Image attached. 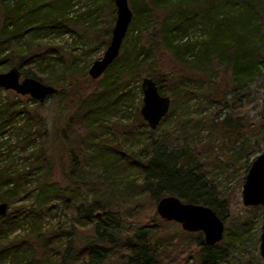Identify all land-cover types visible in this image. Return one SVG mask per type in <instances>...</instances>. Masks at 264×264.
Instances as JSON below:
<instances>
[{"label":"trees","instance_id":"1","mask_svg":"<svg viewBox=\"0 0 264 264\" xmlns=\"http://www.w3.org/2000/svg\"><path fill=\"white\" fill-rule=\"evenodd\" d=\"M130 4L133 19L129 29L133 30L139 23L141 32H148L149 37L148 33L143 37H125L127 40L119 56L102 75L105 76L94 80L89 72L84 71L86 69L82 72L76 65L64 61L58 48L44 42L47 32H60L62 25L76 26L68 17L70 0H0V72L18 66L24 76L52 83L42 74L40 67L58 53V60L63 61L64 80L53 82L59 89V93L51 97L59 111L55 121L60 122L63 116L66 128L70 126L71 119L78 121L84 134L81 141L77 138L68 142L61 138L62 148L56 159V154H48L44 147L49 126L44 105L0 87V201L13 205L22 192H28L27 185L32 176H39L40 181L35 198L38 206L27 213L37 225L32 226V233H36L39 247L23 236L12 235L18 213L8 212L0 217V264H63L64 261L56 260L55 256L61 254L60 250L66 253L73 247L70 240H62L71 231L56 225L43 230L39 224L40 215L48 212L49 203L58 194L70 199L81 188L85 190L91 186L89 182L95 177L103 179L104 184L120 186L127 203L128 196L129 202L135 201L137 196H146L148 208L140 215H134L131 222L116 213L123 224L111 228L107 225L108 220L103 218L107 212L103 210L113 207L109 195L100 191L97 202L74 205V213L80 219L78 223L91 226L94 231L85 249L76 256V261L80 255L89 253L86 263L101 264L106 259L104 250L116 245V242L119 246L120 238H124L127 264H154L148 250L154 246L155 235L161 234L159 227L168 223L155 208L166 195L210 206L218 215H223L226 222L237 220L236 230H228L230 245L237 242L233 239L237 232L246 239L251 238L248 224L253 221L255 212L262 211V207L242 206L230 214L229 194L215 184V175L210 169L211 166H240L247 174L253 161L245 152L249 143L246 137L258 139L264 117L259 122L246 123L238 110L249 90L251 93L254 89L258 90L256 81L264 74V49L262 53L258 48L260 40L264 41V0H130ZM97 6L103 7V4ZM104 6V14L110 23V37L116 6L114 0H105ZM197 28H200L201 34L195 33ZM109 37H103L104 44L108 43ZM162 53L173 57L169 58L168 70H163L161 66L164 62L160 57ZM146 76L158 82L161 92L166 91L165 83L175 82L176 85L167 92L174 97V94L180 93L183 104L187 103L192 92H196L208 101L222 103L219 107L221 111L226 109L231 112H227L222 119L211 108L187 112L190 114L177 119L181 135L175 133L176 129L170 133L171 142L173 137L176 140L171 145L173 150L163 144L152 146L155 131L144 122L139 108L132 118L126 113L128 109H122V104L127 105L130 98L128 91L123 89L131 80L142 82ZM2 91L6 94L2 95ZM31 103L38 105L32 107ZM204 110H209V115L202 117ZM69 111L71 114L75 112L78 118L70 117ZM125 118L131 119L135 126L141 123L147 133L135 134L123 128L127 131L120 134L117 127L112 133L110 127L119 126ZM123 124L127 126L131 123ZM34 129L37 135L33 133ZM55 130L58 131L57 128ZM11 131L16 134L22 150L26 151L24 158L28 161V168H16L11 151L4 153L10 145L9 138L13 136ZM110 133L113 138L107 141L105 138ZM116 135L123 137L125 143H119ZM181 136L188 140V144L178 139ZM136 140L144 143L141 149L135 148ZM216 142L218 145H215ZM77 143L86 145L83 151L74 153ZM214 153L215 159L221 157L222 161L216 165L213 161L207 163L205 160L209 161ZM55 161L63 169L66 163L71 166L72 174L66 178L68 184L65 189H61L55 178ZM120 161L125 163V169L132 170L123 181L115 168ZM206 166H209L208 172ZM24 209L21 207L20 210ZM98 211L102 212L101 217H98ZM153 219H160L161 225L151 227ZM179 234L186 238L172 235V239L177 237L172 251L179 245L187 251L190 240L196 236L197 246L192 249L189 260L193 253L200 250V264H218L216 246L207 245L202 232H187L181 227ZM158 247L155 244L153 250ZM36 249H40L39 257L34 252ZM161 249L166 250L164 246ZM189 260L182 259V264L190 263Z\"/></svg>","mask_w":264,"mask_h":264},{"label":"rangeland","instance_id":"2","mask_svg":"<svg viewBox=\"0 0 264 264\" xmlns=\"http://www.w3.org/2000/svg\"><path fill=\"white\" fill-rule=\"evenodd\" d=\"M105 0H96V2H93V0H70L71 5L69 6V13L68 17L72 19L71 24H76L75 27L72 26H65L62 25L59 31H50L44 34V42L49 45L56 47L60 50V53L64 57V61H67L71 65H76L75 67H78L82 70V72L87 71L92 65V63L101 58L111 40L112 32H110L109 37V20L107 16L104 14V9L106 8L104 6ZM103 4V7H98L97 5ZM130 3V0H129ZM131 6V4H130ZM132 8V7H131ZM133 10V9H132ZM82 19L80 22L79 20ZM116 20V12L114 16V23ZM82 21H85L83 24ZM66 22V21H65ZM67 23V22H66ZM137 26L130 30L128 29L126 38H134L138 36H145L148 32H141L139 29V23L136 24ZM90 26V27H89ZM113 26L111 27V30L113 29ZM131 26V25H130ZM200 28H197L195 30V33L201 34ZM194 33V35H195ZM99 34V36H98ZM108 35L109 41L108 43H103V37ZM193 35V34H192ZM102 37V38H101ZM149 37V33L147 35ZM194 37V36H193ZM101 38V39H100ZM124 39V42H126L127 39ZM123 42V43H124ZM105 46V47H104ZM258 48L262 51L264 49V41L260 40ZM151 53H153L151 51ZM261 53V52H260ZM58 53H55L52 57V60L49 62L44 63L40 68L42 74L48 78L52 83H45L47 84H53L54 81H60L62 82L63 76V61L58 60ZM161 58H163L164 62L161 63V66L163 70L169 69V60L173 59L171 54L162 53L160 54ZM65 63V62H64ZM86 69V70H84ZM84 70V71H83ZM6 71V70H3ZM264 73V71H263ZM24 75V74H23ZM213 75V74H211ZM105 76V75H104ZM102 76V77H104ZM199 76V75H197ZM153 78V77H151ZM141 81L140 80H131L130 83L123 89L124 91H128L130 94V98L127 101V105L122 104V109H128L126 113L127 115L132 118V115L135 113L137 108H140L143 103V92L141 88ZM97 84V81L94 83V85ZM165 89L166 91H162L165 95H169L171 97V108L166 117H164V121L159 125V127L154 130L153 133L154 137V144H163L165 147L172 148V143H176L175 138L173 137V141L171 142V136L170 133H172L173 130L176 129L175 133H179L181 135V132L179 130V127L177 125V119L179 116H186L190 113L187 112H199L202 109L211 108L215 109L214 114L220 115L219 119H222L225 114H227V110L223 109L222 111L219 109L222 103H214L212 101H208L205 96L192 92L191 95L188 96L187 103L183 104L180 101L182 100V96L180 93L174 94L175 97L171 94H168L167 90L176 85L175 82L172 83H165ZM256 87L258 90L254 89L251 93V90H249L248 96L244 97L243 102L244 104L240 107L238 112L241 115L242 119H245L246 123H253V122H259L262 120L263 116V106H264V74L256 81ZM6 92L2 91V95H5ZM29 97L28 95H25ZM26 97V98H27ZM32 99L31 97H29ZM58 98V97H56ZM57 100V99H56ZM175 100V104H173V101ZM37 103H31L32 107H36ZM45 110V114L48 116L49 119V126L47 127L48 132V138L45 141L44 147L46 148V151L48 154H56V159L59 158V153L61 152V144L60 140L61 138L63 140H66L70 142V140L79 138L80 141L83 140V132L81 131V127L78 121H75L71 119L70 126L66 128L63 126L65 122H63V116H61L60 122L57 123L56 117H58L59 111L56 109L55 100L54 98H49L43 103ZM211 105H213L211 107ZM70 117H74L77 119L78 117L75 112L71 114ZM201 116L205 117L209 115V110L205 111ZM229 112H231L229 110ZM228 112V113H229ZM64 115V114H63ZM120 115V114H119ZM131 123L125 126L123 123ZM145 122V121H144ZM56 125V128L58 131H56L53 126ZM115 127L118 128V130L121 133L126 132L127 130H132L135 134H140L142 132L147 133L146 127L141 125L139 123L137 126L132 124L131 119L125 118L123 119L122 124H119V126L116 124V126H111L110 130L113 133V130L115 131ZM123 128H127V130H124ZM121 129V130H120ZM109 130V132H110ZM259 135L258 139H246L249 141V143L245 146L246 151L249 153V156L251 159H254L258 154L261 152H264V120L263 124L259 127ZM56 131V134H55ZM13 131L10 132L12 134V138L10 137V145L8 146L7 150L4 151L9 153L11 151L12 156L14 157V160L16 162L15 167L16 168H22L27 167L28 168V161L24 158L26 151L22 150L21 144L19 140L17 139L16 134ZM33 133L37 135V130L34 129ZM129 136V134H126ZM184 136L185 134L182 133ZM82 136V137H81ZM113 138V135L110 133L108 135V138H105L107 141L108 139L111 140ZM115 138H118L119 143H125L123 137L121 136H115ZM179 140H182V142L185 144H188V140L185 137L178 138ZM128 143L133 144V142L128 141ZM39 144V140L38 143ZM149 144V143H148ZM86 144L80 145V143H77L75 145L74 153L75 152H81L83 151V148ZM118 144H115L116 146ZM215 145H218L217 142ZM135 148L140 147V149L144 146V143L136 140L134 144ZM131 150L135 148L129 147ZM122 151H126L125 149L121 148ZM130 150V151H131ZM138 154V152H135ZM215 153L212 155L210 160H205L207 163L211 164L212 161L216 165V163L221 162L222 158L215 159ZM233 158L231 157L230 160ZM56 162V161H55ZM57 163V162H56ZM57 163V167H55L54 175L55 178L60 183L61 189H65L67 187L68 182L66 181V178L72 174V169L69 163L65 164V168L63 169L60 165ZM118 167L115 166L116 170L119 172V176L122 178V181L124 180V176L126 174H130L132 170L125 169V163L123 161H120L118 163ZM209 166H206L205 169L208 172ZM135 172V171H133ZM211 174L213 173L215 175V184L223 189L227 194H229L230 197V214L234 213L236 209L245 206L243 204L242 200V189H243V183L245 180L246 173L243 169L239 167H216L211 166L210 169ZM137 173V172H136ZM41 176V175H40ZM244 177V178H243ZM89 183H91V186H87L85 190L82 188L79 192H76L72 196V198L68 199L67 196H62L61 194L57 195V198H53V200L49 203L51 207L49 208L47 213H43L40 215L39 224H41V228L43 230L49 229L52 226H59L65 231H71V233H65L66 236L62 237L63 241L70 240L73 247L69 252H66L64 250H60V253H57L55 256V259L57 260H63V264H89L86 263V261L89 260V253H86L85 256L80 255L78 261H76V256L81 253L85 244L91 240V237H93V229H91V226H81L78 221L80 219L75 215L74 213V205H91L95 203V201H98V193H104L106 195H109L110 202L112 203V208H107V211L105 212V215L103 216L104 219H107L108 227L114 228V227H121V224H123V221L120 220L121 216L125 218L126 221L131 222L132 218H134V215H140L142 210L144 211L146 208H148V202L146 196H137L136 200L130 201V196L127 197L128 203L125 201L126 195L121 191L120 186H113L109 184H104L103 179L100 180L97 177L92 179ZM40 185L39 176H32L29 184L27 185L28 192H22L13 205L10 206V209L8 212H17L18 217L15 219V222L13 224V231L12 235L16 236H23L25 239H28L32 241L37 247H39V242L36 238V233H32V226H37L35 222L27 216V213H30V210L32 207H37L36 205V192L37 188ZM63 191V190H62ZM101 191V192H100ZM60 193V192H59ZM97 193V194H96ZM130 195V194H128ZM124 201V202H122ZM22 208H25L23 211L20 210ZM246 207V206H245ZM118 210V211H117ZM156 211V208H155ZM119 212V213H118ZM116 213L120 214L117 215ZM255 216L252 222H250L249 230H250V239H246L242 237V233L237 232L235 235H233L234 241H237L233 244H229L228 242V230L231 228V230H236L235 228L238 227V221L232 220L231 222H226L225 219V234L224 239L220 242H218L215 246L218 251L217 257V263L218 264H263L262 257L260 255V234L262 232V223L264 219V208L262 207V211L259 209L258 212H255ZM243 215H245V211L243 212ZM119 216V217H118ZM222 217H224L222 215ZM160 220V219H159ZM159 220L153 219L151 227H157L159 224L161 225V222ZM106 221V220H104ZM168 222V221H167ZM161 229V234L155 235L153 239V247H151L148 251L152 255L151 259L154 264H182V259H188L191 255L192 249L197 246V242L195 241L196 236L193 237L194 239L190 240V247L187 249V251L183 250L179 245L175 251L172 249L174 248L175 242L177 241V237H174L172 239V235L178 234L180 237H183V235H180L181 227L180 224L177 222H168L164 223L159 227ZM198 234V233H196ZM186 237H183L185 239ZM120 245L117 246L113 245L112 247L106 248L108 246H105V253H106V259L101 264H127L128 258L126 254V250L123 247V244L125 243L124 238H120ZM64 242V243H65ZM155 244L159 247L156 248V250H153L155 247ZM166 249L165 251H162V247ZM157 251V252H156ZM31 252V251H30ZM37 254V257H39L40 249H36L34 251ZM202 253V251L198 250L197 252L192 254V259L189 260L190 263L188 264H200L199 263V256ZM98 254V253H97ZM96 254V255H97ZM54 255V254H53ZM89 257V258H88Z\"/></svg>","mask_w":264,"mask_h":264},{"label":"water","instance_id":"3","mask_svg":"<svg viewBox=\"0 0 264 264\" xmlns=\"http://www.w3.org/2000/svg\"><path fill=\"white\" fill-rule=\"evenodd\" d=\"M114 3L116 20L111 40L103 56L95 60L88 70L94 80L99 79L119 56L133 19L129 0H114ZM0 87L23 96L28 95L40 104L59 93V89L54 85L32 76H23L18 66L0 72ZM141 87L143 103L140 113L149 127L155 130L170 111L171 97L163 94L158 82L151 77H143ZM242 200L246 207L264 208V152L257 155L249 167L243 183ZM9 209L10 204L7 201H0V217L6 216ZM156 210L162 219L179 223L187 232H202L207 245H216L224 238L225 222L210 206L185 202L175 195H166L158 201ZM97 215L101 217L102 212L98 211ZM259 248L264 264V219Z\"/></svg>","mask_w":264,"mask_h":264}]
</instances>
